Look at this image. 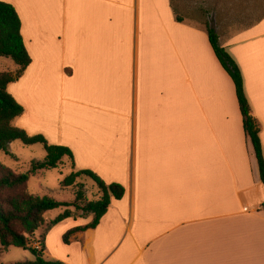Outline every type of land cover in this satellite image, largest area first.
<instances>
[{"label":"crops","instance_id":"0c3cea01","mask_svg":"<svg viewBox=\"0 0 264 264\" xmlns=\"http://www.w3.org/2000/svg\"><path fill=\"white\" fill-rule=\"evenodd\" d=\"M0 1L17 10L31 58L8 87L25 110L15 126L68 147L75 172L93 171L126 190L95 229L60 243L52 261L264 264L259 163L207 26L174 7L191 0ZM257 8L241 13L253 19L238 31L226 32V19L209 26L241 69L264 150ZM93 219L59 225L71 223L69 232Z\"/></svg>","mask_w":264,"mask_h":264},{"label":"trees","instance_id":"16d2710c","mask_svg":"<svg viewBox=\"0 0 264 264\" xmlns=\"http://www.w3.org/2000/svg\"><path fill=\"white\" fill-rule=\"evenodd\" d=\"M21 27V19L15 7L0 1V56L11 58L18 68L16 74L0 72V153L8 152V146L11 142L21 141L27 146L41 144L47 153L45 161L33 164V173L58 169L65 159L74 164V155L68 147L51 145L43 135L30 136L25 130L13 125L14 121L21 117L25 110L10 94L8 87L18 81L31 64V58L21 34ZM207 33L217 59L235 86L244 130L252 142L259 163L261 182L264 185V150L260 136L261 129L246 96L241 69L227 49L220 44L217 31L207 26ZM81 178H89L95 182L99 194L97 198L90 200L85 195L82 190L83 185H81L72 203H61L51 197H41L31 193L28 188L29 176L15 173L0 161L1 248L8 250L15 247L30 250L35 257L34 261L18 264H64L60 261L48 260L43 243L40 244L43 247L41 250L31 247V239L44 225L45 215L50 211L68 208L52 221L53 226L68 218H77V215L69 210L70 207H73L76 212H81L80 217L94 216L92 223L88 226L67 232L64 236V242L69 243L73 234L95 229L106 215L112 201L121 200L125 196L126 190L121 184H107L90 170L72 172L62 181L61 187L63 189L70 188Z\"/></svg>","mask_w":264,"mask_h":264},{"label":"rangeland","instance_id":"374dc122","mask_svg":"<svg viewBox=\"0 0 264 264\" xmlns=\"http://www.w3.org/2000/svg\"><path fill=\"white\" fill-rule=\"evenodd\" d=\"M174 7L179 6V12L185 17L190 18L195 22H199L202 26L223 27L225 19L230 24L226 32H234L240 29V26L251 23V19L241 17V13L250 11L251 8H258L259 11L264 10V1L246 2L239 0H195V1H174ZM226 14L224 18L221 15ZM224 20V21H223ZM249 20V21H248ZM224 22V23H223ZM227 33H225L226 35ZM18 68L11 58L0 56V72H10L16 74ZM13 125H16L14 121ZM51 126V125H50ZM52 127L46 129L50 134ZM47 153L41 144L27 146L21 141L11 142L8 146V152L0 153V161L8 168L17 174L29 176L28 188L31 193L41 197H51L61 203H72L75 200V195L83 185L82 190L90 200H95L98 194V188L95 182L89 178H81L76 181V184L70 188L63 189L62 181L75 172L71 162L67 159L59 166L58 169L39 171L33 173V164L35 162L45 161ZM68 208H62L50 211L45 215L44 225L36 232L31 239V247L41 250L44 244L46 258L52 261V251L57 250L60 243L64 241V236L70 229L71 223L62 225H52V221L64 213ZM69 210L75 215H80L81 212H76L73 207ZM74 218V217H71ZM35 257L30 250L22 248H9L3 250L0 245V264H18L28 261H34Z\"/></svg>","mask_w":264,"mask_h":264}]
</instances>
